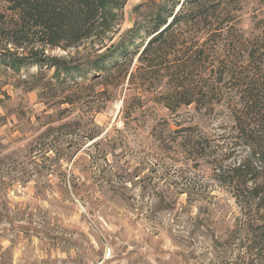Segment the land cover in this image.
<instances>
[{
  "label": "rangeland",
  "instance_id": "rangeland-1",
  "mask_svg": "<svg viewBox=\"0 0 264 264\" xmlns=\"http://www.w3.org/2000/svg\"><path fill=\"white\" fill-rule=\"evenodd\" d=\"M150 1L162 0H110L106 26L94 38L47 53L73 59L104 50L133 27L134 8ZM7 8L0 0V264L235 258V238L245 236L234 229L242 213L215 179L211 161L190 156L183 138L188 128L218 136L222 119H192L193 107L171 115L154 102L125 109L123 99L97 115L88 101L73 107V88L27 83L38 67L14 71L2 62L7 49L23 53L4 34L12 18ZM244 12L247 22L264 20V0H246ZM43 71L45 80L54 74ZM90 135L97 137L90 141Z\"/></svg>",
  "mask_w": 264,
  "mask_h": 264
},
{
  "label": "trees",
  "instance_id": "trees-1",
  "mask_svg": "<svg viewBox=\"0 0 264 264\" xmlns=\"http://www.w3.org/2000/svg\"><path fill=\"white\" fill-rule=\"evenodd\" d=\"M4 2L12 17L4 34L23 53L7 49L2 62L14 71L38 67L27 83L73 88V107L88 101L94 115L123 99L125 109L154 102L171 115L193 107L192 119H222L218 136L183 130L189 155L211 161L242 213L234 227L245 235L235 238L239 252L218 264H264V20L251 17L245 28L246 0L150 1L134 8L133 27L104 50L73 59L47 52L94 38L106 26L110 0ZM49 67L54 74L45 80Z\"/></svg>",
  "mask_w": 264,
  "mask_h": 264
},
{
  "label": "water",
  "instance_id": "water-1",
  "mask_svg": "<svg viewBox=\"0 0 264 264\" xmlns=\"http://www.w3.org/2000/svg\"><path fill=\"white\" fill-rule=\"evenodd\" d=\"M184 0H182V2H183ZM178 10H179V8H178Z\"/></svg>",
  "mask_w": 264,
  "mask_h": 264
}]
</instances>
